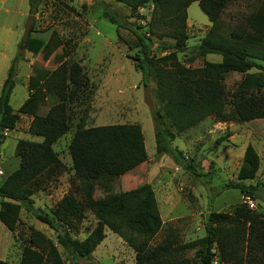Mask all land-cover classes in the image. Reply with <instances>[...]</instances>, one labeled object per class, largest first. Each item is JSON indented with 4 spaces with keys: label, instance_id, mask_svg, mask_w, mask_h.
Listing matches in <instances>:
<instances>
[{
    "label": "trees",
    "instance_id": "obj_1",
    "mask_svg": "<svg viewBox=\"0 0 264 264\" xmlns=\"http://www.w3.org/2000/svg\"><path fill=\"white\" fill-rule=\"evenodd\" d=\"M100 0H97V2ZM29 12L35 15L41 0H29ZM129 8V18L144 21L141 11L153 7L150 22L160 32H183L187 29L188 8L196 2L212 23L200 41L198 50L202 65L187 66L178 58L180 46L161 44L164 54H153L149 37L139 32L136 22L127 26L109 10L103 18L118 29L130 31L136 38L134 67L142 74L143 83H155L160 110L153 112L156 152L169 155L174 163L198 180L194 164L185 163L184 153L173 146L183 133L215 117L220 122L235 120L256 127L264 119V5L247 18V28H224L220 17L230 0H116ZM127 19V18H126ZM127 19V20H128ZM137 26V27H136ZM136 27V28H135ZM31 36L26 51L34 56L47 47L44 38ZM218 55L221 64H210L205 58ZM23 55L18 53L11 63L0 91V146L6 133L14 131L22 116L32 117L29 134L42 142L21 140L16 153L20 166L0 182V222L14 232L25 208L38 221L56 232L58 244L71 256V264H91L88 260L105 239L108 228L132 247L136 264H179L188 250H196L199 264H264V220L246 206L233 212H209L206 235L178 247L163 245L151 249L152 239L161 231L163 222L155 193L149 184L84 205L68 195L50 212L34 208L33 196L48 180L63 170L53 146L70 130L68 107L84 85L79 64L62 63L54 71L33 69V81L42 84L18 110L10 104L16 87L17 65ZM256 70V73H251ZM244 75L232 98L227 114L222 80L229 73ZM71 88V89H70ZM54 101L49 113L40 116V108ZM75 175L89 197L95 184L113 181L146 164L148 153L139 124L101 126L78 130L69 146ZM261 158L250 144L245 149L236 183H226L218 192L237 189L246 198H256L263 184L247 185L257 178ZM210 206L213 201H210ZM94 211L98 226L83 241L73 238L72 231L85 217V209ZM81 261H84L83 263ZM0 264H9L0 259ZM20 264H65L53 240L34 228L30 229L29 246L23 250Z\"/></svg>",
    "mask_w": 264,
    "mask_h": 264
},
{
    "label": "rangeland",
    "instance_id": "obj_2",
    "mask_svg": "<svg viewBox=\"0 0 264 264\" xmlns=\"http://www.w3.org/2000/svg\"><path fill=\"white\" fill-rule=\"evenodd\" d=\"M28 1L0 0V90L8 74L7 67L11 65V62L7 63L4 59V55L10 57L17 44L18 53L23 56L25 54L20 51L19 46L24 27L31 15ZM263 5L264 0H230L220 22L225 29L232 26L248 29V16ZM107 10L119 18H125L129 27L135 22L137 26H141L139 32L150 38L152 52L156 56L164 55L159 48L161 44H172L180 46L178 58L185 65H202L198 47L210 31L212 23L201 10L199 2L188 8L185 31L160 32L150 22L152 6L141 11L145 20L138 21L128 19L129 8L116 0H41L35 14L32 36L45 35L47 47L41 54L33 57L31 68L25 66L17 72L18 85L10 102L12 108L16 110L21 105L26 95L23 87L33 93L42 84L32 80L34 68L54 71L64 62L70 66L76 63L83 69L85 78L78 96L68 107L70 130L53 146L63 164V170L35 193L34 208L50 212L68 195L75 196L84 205L89 201L96 204L109 196L149 184L155 193L163 222L161 231L151 241V249L168 244L178 247L203 238L210 210L231 213L235 207L244 205L264 220V186H260L256 198H246L237 189L225 190L218 195L226 183L237 182L236 174L243 162L242 152L249 142L259 149L262 161L257 178L250 182L254 185L264 183V138L252 139L249 135L252 131L246 123L233 119L220 122L215 117L199 125L197 133L194 131L195 135L180 136L173 146L182 150L186 164H194L200 174H209L202 180L177 166L169 155H158L153 112L160 110V106L155 83L151 81L147 84L155 106V110L151 111L145 102L146 85L142 74L134 67L133 58L138 52L136 38L130 31L118 29L103 18V13ZM205 60L214 65L222 63V58L218 55H209ZM251 73H256V70ZM243 78L244 75L235 72L223 77L227 114L232 110L234 92ZM53 104L54 101L46 102L38 114L46 116ZM32 120V117L22 116L16 129L6 133L0 146V182L20 166V158L16 153L19 141L42 142V138L29 134ZM219 123L224 124L223 127H216ZM127 124H139L142 127L148 153L147 163L113 181L98 182L94 192L87 197L81 181L75 175L69 153L75 133L80 129ZM188 142H191V146L186 149L184 144ZM210 201H213L211 206ZM97 226L94 211L86 208L85 217L76 225L72 236L83 241ZM31 228L53 240L65 264H71V256L58 244L56 232L38 221L25 208L21 209L20 222L14 232H10L0 222L1 260L9 264H20L23 250L29 246ZM105 235V239L88 260L89 263H137L136 253L128 243L108 228L105 229ZM218 261L217 258L214 264H218ZM179 264H199L196 250L186 251Z\"/></svg>",
    "mask_w": 264,
    "mask_h": 264
},
{
    "label": "crops",
    "instance_id": "obj_3",
    "mask_svg": "<svg viewBox=\"0 0 264 264\" xmlns=\"http://www.w3.org/2000/svg\"><path fill=\"white\" fill-rule=\"evenodd\" d=\"M36 38H44V39H46V36L45 35H38V36H36ZM17 46H18V44H17ZM17 46H16V48H15V50L13 51V53H12V55L10 56V57H6V55H4V59L7 61V63L8 62H11L12 63V61L15 59V57L18 55V49H17ZM21 51V50H20ZM33 57H35L32 53H30V52H28V51H25V54H24V56H23V59L22 60H20L19 62H18V65H17V72L18 71H20V69L22 68V67H30L31 68V66L33 65V60H34V58ZM10 67H11V65H10ZM10 67H7L8 68V70H9V68ZM8 75V74H7ZM6 78H7V76L5 77V79H4V81H3V83H2V85H1V88H2V86H3V84H4V82H5V80H6ZM18 80V79H17ZM16 80V87H15V89H14V91L16 90V88H17V85H18V81ZM24 88V90L26 91V95H25V97H23L24 99H23V101H22V103H21V105L31 96V94L32 93H30V91L27 89V88H25V87H23ZM1 91V90H0ZM14 91H13V93H14ZM21 105L16 109V110H18L20 107H21ZM205 122V121H204ZM261 123L260 124H258L256 127H252L250 124H247L249 127H250V129H251V131H252V133L251 134H249L250 136H251V138L252 139H255V140H260V139H262V138H264V119L263 120H261L260 121ZM203 123V122H202ZM201 123V124H202ZM200 124V125H201ZM223 125L224 124H222V123H219L218 124V126L216 125V127H223ZM198 127H200V126H197V127H195V128H193V129H191L192 131H187V132H185V133H183L182 135H186V137H188L189 135H193L194 134V131L196 132L197 131V129H198ZM225 127H226V125H225ZM197 133V132H196ZM181 135V136H182ZM195 135V134H194ZM178 138H180V137H178ZM177 138V139H178ZM252 145V143H248L247 145H246V147L248 146V145ZM145 145H146V142H145ZM185 146V148L186 149H188V148H190V146H191V142H188V143H186V144H184ZM253 146V145H252ZM246 147L244 148V150H243V152H242V160H243V158H244V154H245V149H246ZM254 147V146H253ZM255 148V147H254ZM147 149V148H146ZM256 149V148H255ZM182 151V150H181ZM256 151L258 152V154H259V156H260V153H259V149H256ZM260 158H261V156H260ZM262 162V161H261ZM243 163V162H242ZM242 166V165H241ZM260 167H261V165H260ZM260 171V170H259ZM239 172V171H238ZM259 173V172H258ZM236 175H238V173L236 174ZM258 175V174H257ZM249 184H247V185H254V183H252V182H248ZM256 185V184H255Z\"/></svg>",
    "mask_w": 264,
    "mask_h": 264
},
{
    "label": "water",
    "instance_id": "obj_4",
    "mask_svg": "<svg viewBox=\"0 0 264 264\" xmlns=\"http://www.w3.org/2000/svg\"><path fill=\"white\" fill-rule=\"evenodd\" d=\"M35 22H36V16L35 15H29L28 20L26 22V25L24 27V34H23V37H22V40H21L20 46H19V49L22 52L26 51L27 44H28V41H29L30 36H31V30H32ZM145 88H146L145 102H146L147 106L150 108V110L154 111L155 106H154L152 98H151L150 86L146 85Z\"/></svg>",
    "mask_w": 264,
    "mask_h": 264
}]
</instances>
